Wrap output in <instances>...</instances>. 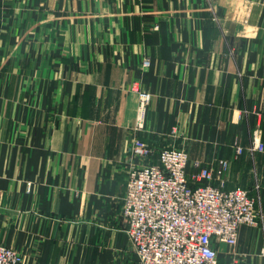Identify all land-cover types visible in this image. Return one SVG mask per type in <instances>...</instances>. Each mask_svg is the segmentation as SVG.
I'll use <instances>...</instances> for the list:
<instances>
[{
  "label": "crops",
  "instance_id": "crops-1",
  "mask_svg": "<svg viewBox=\"0 0 264 264\" xmlns=\"http://www.w3.org/2000/svg\"><path fill=\"white\" fill-rule=\"evenodd\" d=\"M136 89L150 93L143 111ZM255 136L264 0H0V244L22 264H134L128 168L164 146L187 151L188 174L201 161L214 186L264 203ZM261 226L239 228L248 264H264Z\"/></svg>",
  "mask_w": 264,
  "mask_h": 264
},
{
  "label": "built area",
  "instance_id": "built-area-1",
  "mask_svg": "<svg viewBox=\"0 0 264 264\" xmlns=\"http://www.w3.org/2000/svg\"><path fill=\"white\" fill-rule=\"evenodd\" d=\"M148 64L144 59L143 65ZM136 91L143 111L150 93ZM234 149L236 154L243 151L237 145ZM250 150L263 152L264 142L255 136ZM150 153L137 140L131 147L136 158L146 160ZM188 160L184 148L164 146L155 161L128 168L120 209L128 224L125 232L135 253L134 264H220V244L232 249L227 264H248L235 247L239 228L256 224L258 196L239 186H214L213 168L201 161H195L196 170L188 174ZM220 164L227 165L226 161ZM22 261L19 251L0 244V264Z\"/></svg>",
  "mask_w": 264,
  "mask_h": 264
},
{
  "label": "rangeland",
  "instance_id": "rangeland-1",
  "mask_svg": "<svg viewBox=\"0 0 264 264\" xmlns=\"http://www.w3.org/2000/svg\"><path fill=\"white\" fill-rule=\"evenodd\" d=\"M257 208H258V216H257L256 224L253 225V226L255 227V226L262 225L261 227H262V230L264 232V226H263V223H264V218H263L264 217V215H263V213H264V203H262V198H260L259 196H258V201H257ZM247 226H249V225H247ZM228 248H229V252H228V254H229L231 248L229 246H228ZM235 250L239 253V251L237 250V246L235 247Z\"/></svg>",
  "mask_w": 264,
  "mask_h": 264
},
{
  "label": "trees",
  "instance_id": "trees-1",
  "mask_svg": "<svg viewBox=\"0 0 264 264\" xmlns=\"http://www.w3.org/2000/svg\"><path fill=\"white\" fill-rule=\"evenodd\" d=\"M248 190V189H247ZM250 191V190H249ZM250 194L254 195L253 192L250 191Z\"/></svg>",
  "mask_w": 264,
  "mask_h": 264
}]
</instances>
